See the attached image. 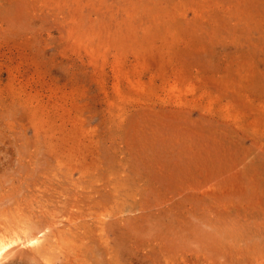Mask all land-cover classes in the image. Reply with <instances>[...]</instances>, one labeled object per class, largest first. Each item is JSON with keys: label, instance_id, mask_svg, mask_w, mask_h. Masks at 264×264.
<instances>
[{"label": "rangeland", "instance_id": "1", "mask_svg": "<svg viewBox=\"0 0 264 264\" xmlns=\"http://www.w3.org/2000/svg\"><path fill=\"white\" fill-rule=\"evenodd\" d=\"M49 209L72 264L263 256L264 0H0V218Z\"/></svg>", "mask_w": 264, "mask_h": 264}, {"label": "bare ground", "instance_id": "2", "mask_svg": "<svg viewBox=\"0 0 264 264\" xmlns=\"http://www.w3.org/2000/svg\"><path fill=\"white\" fill-rule=\"evenodd\" d=\"M19 212L21 213V211ZM22 212H23V209H22ZM10 213H13V212L10 211ZM32 215L33 216L28 217L26 219H23V217L22 219H20L21 217L18 216L20 217L18 218L20 219V222H18L19 220L17 221L15 219L18 222L16 223L14 221L16 224H13V221L9 220V218L11 219V217H9L6 213H5V216L3 217L7 219L6 216H8V220L12 222V224L10 223L8 224L7 222L9 221L5 222L6 220L5 221L0 220V263H2L5 259H7V257L11 253L13 254V252L16 251L17 249L19 248L23 249L26 247L28 250L27 249L22 250L21 253L29 254L37 258L40 261L44 260L45 262L44 264H72L68 262L69 259L67 258V254H65L64 257H62L56 252V250L61 248L63 243H68L70 241L73 242L75 247L78 248L79 240H77L74 237V234H73L74 228L72 227L73 225L71 224V223H73L74 225L76 224V222L75 223L73 222V218H70L71 216H69V219H70L69 222H63L62 220L63 218L62 219L57 218L60 216L54 215V217H52L53 213L51 212L50 209L47 211L45 210L44 212L41 213V215H38V214H35V215L32 214ZM58 215H59V212H58ZM62 215L64 216V214ZM11 216L12 218L14 217V215H11ZM3 217H1L0 219H2ZM76 218H75V221H76ZM58 223L60 224L62 223V224L60 225ZM68 227H71V228H68ZM90 232L84 231L83 234L88 236ZM79 234L75 236L80 237ZM261 251L263 252V250ZM263 256L254 257L251 264H264ZM242 259H246L249 261V259H247V257H244V256L243 258H239L238 261L240 260L243 261ZM241 261L240 263L239 262L238 263L241 264ZM247 263L245 262V264ZM248 264H250V261Z\"/></svg>", "mask_w": 264, "mask_h": 264}]
</instances>
